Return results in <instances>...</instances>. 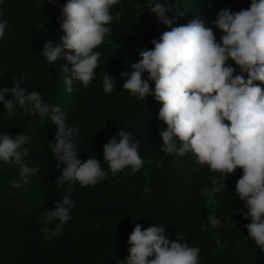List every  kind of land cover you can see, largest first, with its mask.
Instances as JSON below:
<instances>
[{
	"label": "trees",
	"instance_id": "16d2710c",
	"mask_svg": "<svg viewBox=\"0 0 264 264\" xmlns=\"http://www.w3.org/2000/svg\"><path fill=\"white\" fill-rule=\"evenodd\" d=\"M159 2L169 8L165 15L175 18L172 27L186 25L195 18L211 26L219 10L237 12L249 9L251 4V0ZM66 3L0 0V21L8 22L5 36L0 39V88L12 87L13 80L18 79L26 94L37 91L45 103L59 106L66 115L65 123L79 127L78 158L85 162L95 156L108 175L95 186L73 184L71 198L76 206L70 219L61 235L45 240L46 233L41 229H52L59 223L47 220L48 212L55 211V201L63 199L67 187L56 184L64 165L57 167L49 147L55 143L57 126L19 106L16 115L9 118L0 102V136L28 134L31 139L25 147L30 150L25 163L30 167L39 165L29 182L17 188L13 185L20 181L19 166L0 161V264H126L128 238L136 224L142 230L162 226L170 240L199 247L198 264H264V250L257 247L245 227L251 218L241 215L248 209L235 192L242 169L223 177L207 164H200L191 152L166 155L159 135L167 127L158 118L162 103L152 95L141 101L122 87L121 73L131 71L130 64L138 62L139 52L153 49L151 41L159 40L171 28L159 19L158 27L153 26L145 0H119L111 12L113 16L121 12L120 19L108 25L110 35L94 49L101 55L93 82L85 88L74 80L68 92L61 66L71 69L72 65L63 54L48 64L42 54L46 41L58 44L64 35L58 16ZM213 31L220 42L222 31L216 27ZM229 64L236 69L233 76L240 74L233 61ZM105 74L116 82L111 93L103 91ZM243 76L247 79V73ZM142 79H148V74L143 73ZM149 83L154 89V81ZM254 83L264 89V84ZM7 98H12L10 92ZM121 129L139 141L138 153L144 165L135 174H130L131 167H127L113 175L103 158V146L113 137L119 140ZM213 179H217L215 191L207 197L203 189L211 186ZM211 214L220 220L215 228L207 219ZM176 234L186 240L178 241Z\"/></svg>",
	"mask_w": 264,
	"mask_h": 264
},
{
	"label": "clouds",
	"instance_id": "9594fccd",
	"mask_svg": "<svg viewBox=\"0 0 264 264\" xmlns=\"http://www.w3.org/2000/svg\"><path fill=\"white\" fill-rule=\"evenodd\" d=\"M118 3L119 0H67L61 7L58 21L64 35L58 44L46 41L42 54L48 64L63 54L72 65L71 69L61 66L66 74V91H72L74 80L85 88L93 82L101 55L94 49L110 35L112 29L108 25L120 19L121 12L117 11L115 16L111 12ZM145 8L171 30L164 32L159 40L151 41L153 49L139 52L138 62L130 64L131 71L121 73L122 87L141 101L152 95L162 103L158 118L167 127L159 135L166 155L184 156L191 152L200 164H207L211 171L223 177L242 169L235 192L248 211L241 215L251 218L245 225L248 236L264 250V89L254 83L264 84V0H251L249 9L237 12L221 9L211 26L195 18L186 25L172 27L175 18L165 15L169 8L159 0H145ZM7 23L0 21V39L5 36ZM213 27L223 33L220 42ZM230 61L238 66L240 74L233 76L236 69ZM143 73L148 74V79H142ZM243 73H247V79ZM149 81H154V89ZM20 85V80L15 79L12 87L0 88V102L6 115L13 118L19 106L50 119L57 126L55 143L49 147L57 167L64 165L56 184L67 187L63 199L55 201V211L47 216V220L59 223L52 229H41L46 233L43 238L48 240L62 234L76 206L71 198L73 184L95 186L108 172L95 156L85 162L78 158L79 127L65 123L66 115L59 106L50 101L45 103L37 91L26 94ZM115 86L114 78L105 74L103 91L111 93ZM118 136L119 140L113 137L103 146L104 161L113 175L127 167H131L130 174H135L144 165L138 153L139 141L123 129L118 131ZM30 139L22 133L0 136V161L19 166L20 181L13 185L17 188L27 184L29 176L39 170V165L30 167L25 163L30 150L25 145ZM207 219L214 228L220 224L215 214ZM165 230L158 225L142 230L136 224L128 238L130 254L126 264H198L199 247L170 240ZM176 236L178 241L186 240L182 234Z\"/></svg>",
	"mask_w": 264,
	"mask_h": 264
},
{
	"label": "rangeland",
	"instance_id": "374dc122",
	"mask_svg": "<svg viewBox=\"0 0 264 264\" xmlns=\"http://www.w3.org/2000/svg\"><path fill=\"white\" fill-rule=\"evenodd\" d=\"M147 16H148L149 21L153 24V26L155 28H157L158 27V18H157V16H155V15L153 16V13L150 11V9L147 12ZM214 182L216 183L217 179H213L211 181V186H208L207 188L203 189V191H204L203 193H205L207 195V197H211L212 196V190H213V192L215 191V188L213 186Z\"/></svg>",
	"mask_w": 264,
	"mask_h": 264
}]
</instances>
